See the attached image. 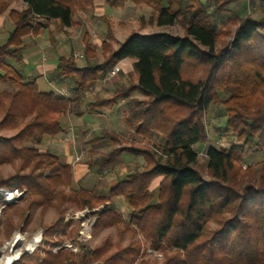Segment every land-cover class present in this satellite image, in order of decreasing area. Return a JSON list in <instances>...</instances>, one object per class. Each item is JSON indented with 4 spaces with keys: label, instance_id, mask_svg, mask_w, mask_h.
Instances as JSON below:
<instances>
[{
    "label": "trees",
    "instance_id": "trees-1",
    "mask_svg": "<svg viewBox=\"0 0 264 264\" xmlns=\"http://www.w3.org/2000/svg\"><path fill=\"white\" fill-rule=\"evenodd\" d=\"M96 1L25 0L26 8L9 11L13 29L0 44V82L13 88L0 91V130L15 133L0 138V165L10 164L15 171L0 175V186L25 190L22 215L37 206L42 213L55 209L46 243L54 241L47 235L64 224L66 204L78 209L101 206L96 227L129 230L133 238L140 233L164 258H142L140 239L124 246L105 240L82 254L39 245L13 264H264V165L246 163L249 154H264V0H105L115 8L129 1L152 7L151 23H179L184 34L133 31L114 48L108 21L101 60L86 31L83 61L73 51L60 55L48 74L51 82L69 89V97L41 91L35 79L15 66L24 60L23 37L38 34L47 20H59L62 27L75 25V14ZM239 2L244 7L231 12ZM9 3L0 0V16ZM141 19L144 23L145 17ZM125 58L133 59L129 84L116 82L111 96H92L90 88ZM123 98L134 130L127 137L101 127L85 143L109 139L113 146L85 161L88 173L115 168L124 152L143 157L144 163L117 178L106 193L82 187L83 178L75 180L73 165L42 152L39 144L45 135L63 131L66 116L81 115L84 107L90 114L114 108ZM213 103L222 105L226 127L238 142L228 149H207L205 178L195 145L208 140L204 116ZM140 136L145 145H140ZM120 198L131 209L129 218L121 211ZM6 220L10 234L16 226L11 216Z\"/></svg>",
    "mask_w": 264,
    "mask_h": 264
},
{
    "label": "rangeland",
    "instance_id": "rangeland-1",
    "mask_svg": "<svg viewBox=\"0 0 264 264\" xmlns=\"http://www.w3.org/2000/svg\"><path fill=\"white\" fill-rule=\"evenodd\" d=\"M106 3V1L104 0ZM18 5H21V1H17ZM233 6V5H232ZM249 10V9H248ZM153 11L152 7L134 5L132 2H128L125 7L115 8L111 6L109 3H106L104 6V16L108 18L105 20L103 18H98L94 15L95 9L92 8V25H85L92 32V36L95 39H99L102 42L105 33L108 30L109 22H111V26L113 29L114 39L112 40L113 46L118 47L133 31H138L143 34L149 33H157V32H168L173 35H183L184 29L179 24L173 25H157L156 23H151L149 21L150 15ZM233 11L232 9L230 10ZM230 12V13H231ZM254 12V10H253ZM259 15V12L257 11ZM85 19L90 20L91 13L88 12L85 14ZM82 16V14H81ZM84 16V15H83ZM142 16L145 17V22H142ZM80 18V15H78ZM82 18V17H81ZM13 29V22L8 17L6 19L5 28L2 30L3 34L0 36V44L4 43L9 35V32ZM81 33L85 31V28L81 29ZM264 33V31H263ZM78 39V38H77ZM80 39V38H79ZM78 41L80 42V40ZM230 39V38H229ZM76 40V39H75ZM231 40V39H230ZM99 56H102V48L101 44L98 46ZM83 50V48H82ZM84 52V50H83ZM82 62V58L79 59ZM129 62H132V58L127 59ZM21 68V67H20ZM23 71V70H22ZM124 69H121L120 75H125ZM130 81V79L127 78ZM116 87V86H115ZM13 85L8 82H0V91L2 90H11ZM53 91V90H48ZM223 96L224 92L219 93ZM116 123L114 126L115 129L127 127V124L123 122L122 113L119 112V109H107L105 113L111 115V113H117ZM207 122V131H208V140L203 143H197L195 145V149L199 153V167L201 172L205 178L207 175V155L206 151L210 146H215L217 148H226L228 149L232 144L237 143V139L235 136L231 134V131L227 129L225 117L222 111V105L219 103H213L204 116ZM102 120V119H101ZM98 127H102V124L98 125ZM96 126V127H97ZM99 128V129H100ZM98 129V130H99ZM119 132V131H118ZM132 131L128 130L125 135L127 137L130 135ZM15 133V131H6L0 130V138L5 136H11ZM71 136H73V132H71ZM130 140V138H128ZM140 145H145L146 139H143L142 136L139 137ZM154 141V140H153ZM157 144H165V141L161 139V143L159 139L155 141ZM78 142L76 141V147ZM113 144L110 145V148ZM75 147V145H74ZM109 148V149H110ZM84 149V148H83ZM108 149V150H109ZM91 151H84L83 156L80 161L88 160L92 158ZM124 158L120 165L123 167L124 164L129 165V169L133 168L135 164H140V161H131L133 160V155L129 153L124 154ZM131 159V160H129ZM139 160V159H138ZM141 160V159H140ZM246 163L255 164L256 168L264 165V154L261 152H255L253 154H249L246 158ZM112 169H107L102 175V180L100 177V173H91L89 174L81 183L82 187H85L90 190H100L101 193H106L110 187L112 181L115 180L116 177H120L125 174V171L117 172V174H112ZM15 171L14 166L10 164L0 165V175L8 176L9 174ZM159 179L156 180L154 184H157ZM154 184L152 188H154ZM155 186V188L157 187ZM1 199V196H0ZM1 203H3L1 201ZM24 207V202L20 199L13 203L12 206H6L2 208L0 213V256L3 254L1 251L4 244L17 232L22 233L26 241H23L26 246V242L35 238L37 233H40V236L43 233L44 239L46 238V230L47 226L51 224L57 218L56 211L53 207L48 208L44 213L41 212V208L39 206L33 207L30 211H26L24 215H22ZM121 211L123 212L126 218H129L130 207L127 202H121L120 204ZM101 206L94 207L90 209L88 206L78 209L74 206V204L68 203L66 204V210L64 213V224L61 229L54 231L51 235H47V237L52 241V243H46L45 240L40 244L41 246H45L47 249H51L53 252H58L61 249H67L74 253L82 254L84 249L86 248H95L100 245L105 240H111L113 243H121L123 246L130 243L133 239H140L142 241L143 246V256L144 259H149L152 262L158 261L161 262L163 260V253L160 250H156L151 248L150 243L143 238V236L139 233L134 238L132 237L129 230L120 231L115 226H105V227H96L97 218L99 216ZM11 216L13 218V222L16 226L10 234H7L6 231V219ZM26 218L28 220L26 221ZM68 222V223H67ZM66 223V224H65ZM211 226H215L212 222ZM121 228L124 229L123 224ZM40 252L42 255L45 254L44 250L41 249ZM82 264V263H80ZM89 264H103L100 260L91 261Z\"/></svg>",
    "mask_w": 264,
    "mask_h": 264
},
{
    "label": "crops",
    "instance_id": "crops-1",
    "mask_svg": "<svg viewBox=\"0 0 264 264\" xmlns=\"http://www.w3.org/2000/svg\"><path fill=\"white\" fill-rule=\"evenodd\" d=\"M18 0H10L9 9L0 16V36L3 34L2 30L5 28L6 19L9 17V11L11 9H24L26 8L27 4L25 0H20L21 5L17 4ZM244 3L239 2L233 4L231 9L233 11L241 10ZM106 3L104 0H97L94 7H88L86 9H80L74 16V20L76 21L75 25L69 27H62L60 25L59 20H47L45 25L40 29L38 34H28L23 37V46H24V60L20 64H15L16 68L21 71L26 77L35 79L39 89L41 91H48V90H55L56 87H64L59 86L51 82L48 78V74L51 73L54 68L56 67L57 60L60 55H69V53L81 51L83 48V37L85 32L88 31L90 33V41L97 49L98 46L102 43L99 39H95L92 36L91 28L89 24L92 25V8L95 9L94 15L98 18L102 16L104 13V6ZM249 5V4H248ZM248 7V6H247ZM249 8V7H248ZM88 15L91 13L90 20L85 19V14ZM82 14V16H81ZM80 15V18H78ZM84 15V16H83ZM82 17V18H81ZM88 24L87 28L85 25ZM85 28L83 34L81 33V29ZM149 34V32L147 33ZM80 42L78 41V39ZM76 39V40H75ZM114 48H117L114 46ZM98 50V49H97ZM99 59H102V56H99ZM125 58L121 60L118 64V72L117 75L112 78H107L104 81H101L95 86L90 88L92 96L100 93L103 96H111L116 89V82L121 84H129V74L133 72V61L129 62ZM79 60V59H78ZM80 61V60H79ZM83 61V59H82ZM21 67V68H20ZM121 69H124L126 72L125 75H120ZM23 70V71H22ZM134 95L138 97H143L139 91H135ZM85 104V103H84ZM107 109H119V112L122 113L123 122L127 124L128 130L133 131L134 126L133 124L126 118V109L127 106L125 104V99H121L118 105L114 108H106L99 112H95L90 114L87 112L85 107L83 108L84 112L81 115H73L70 114L66 116L63 120L64 129L61 133L51 136L45 135L39 144V148L42 152L50 151L58 155L62 160L71 163L74 169V177L75 180L78 181L81 178L83 180L91 173H88L87 164L85 163L86 160L75 162V150L74 145H76V141L78 142L77 150L84 151H91L92 155H99L105 153L110 148L112 144L111 140L105 139L98 142H87L95 133H97L100 127L95 124H102V127H109L116 131L126 133L128 130L126 127H121L118 130L114 128L116 123V116L117 113H111V115H107L105 111ZM102 119V120H101ZM97 126V127H96ZM71 132H73V139H69L71 137ZM159 139L161 143V138L153 137V140L157 141ZM162 144V143H161ZM84 148V149H83ZM128 152H124L119 159V162L115 168H113L112 174L117 172L125 171V174L116 177L114 181L110 184L113 185L116 182L117 178L124 177L129 171V165L124 164L122 167L120 162L125 159L124 154ZM93 157V156H92ZM139 159V160H138ZM141 159V160H140ZM131 160V159H129ZM131 161H140V164L144 163L143 157H135L133 156V160ZM136 165V164H135ZM105 172H100V177L102 180V175ZM82 180V181H83ZM158 183V182H157ZM157 184H154L155 187ZM95 191V190H94ZM97 190L96 192H99ZM125 200L123 198L117 199L118 204L120 205L121 202ZM126 202V201H125Z\"/></svg>",
    "mask_w": 264,
    "mask_h": 264
},
{
    "label": "built area",
    "instance_id": "built-area-1",
    "mask_svg": "<svg viewBox=\"0 0 264 264\" xmlns=\"http://www.w3.org/2000/svg\"><path fill=\"white\" fill-rule=\"evenodd\" d=\"M73 55H74V57L76 58V59H81V58H83L84 57V52H83V50H81V51H76V52H74L73 53ZM117 72H118V67L117 66H115V67H113L111 70H110V72H109V74H108V78H112V77H114V76H116L117 75ZM59 94H61L62 96H64V97H69V89L66 87V86H64V87H60V88H58V87H56V89H55ZM73 137L74 136H71V137H69V139H73ZM74 150H75V162H78V161H80L81 160V158H82V156H83V150L81 149V150H77V147H76V145H75V147H74ZM8 192H11L12 193V198H10L9 196H8ZM24 192H25V190L24 189H20V188H18V187H13V188H10V189H7V188H4V187H1L0 186V196H1V199H0V213H1V211H2V208H4V207H6V206H8V204H10V203H14V202H16L17 200H19L23 195H24ZM1 201L3 202V203H1ZM42 235H41V237H40V240H39V242L37 243V245L35 246V248H37L41 243H42V241L44 240V236H43V233H41ZM15 236V235H14ZM14 236H12L5 244H4V246L2 247V249H1V251H3V254L0 256V264H13L15 261H17L24 253H26V252H28V253H32L33 251H35V248H33V249H27L26 247H25V245H24V243H21V247H22V251H21V253L17 256V257H14L13 259H12V261L11 262H5V261H3V256H4V254H6V253H11L12 251H11V249H9L8 248V246H6V245H9V243H11V241L14 239ZM23 240L24 241H26L25 240V238H24V235H23Z\"/></svg>",
    "mask_w": 264,
    "mask_h": 264
},
{
    "label": "bare ground",
    "instance_id": "bare-ground-1",
    "mask_svg": "<svg viewBox=\"0 0 264 264\" xmlns=\"http://www.w3.org/2000/svg\"><path fill=\"white\" fill-rule=\"evenodd\" d=\"M7 194H8V196L10 198H12L13 195H12L11 192H8ZM40 237H41L40 236V233H37L35 235V238L34 239H31L28 242H26V246L25 247L27 249H33V248H35V246L37 245V243L40 240ZM23 241L24 240H23L22 233L17 232L15 234V236H14V239L11 241V243H9V245H6V246H8L9 249H11L12 252L11 253L4 254L3 261H5V262L8 263V262H11L14 257H17L21 253V251H22L21 243H23Z\"/></svg>",
    "mask_w": 264,
    "mask_h": 264
}]
</instances>
